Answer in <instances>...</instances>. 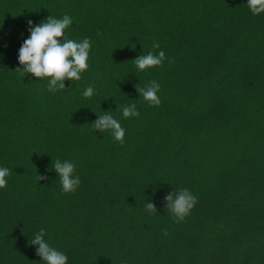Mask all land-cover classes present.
Here are the masks:
<instances>
[{
    "label": "trees",
    "instance_id": "1",
    "mask_svg": "<svg viewBox=\"0 0 264 264\" xmlns=\"http://www.w3.org/2000/svg\"><path fill=\"white\" fill-rule=\"evenodd\" d=\"M246 4L0 0V264H44L29 244L41 229L67 264H264V13ZM65 14V36L90 38L89 68L49 92L48 78L15 71L18 52L29 20ZM161 50L162 66L135 67ZM152 80L158 107L135 89ZM132 103L140 115L126 119L117 105ZM109 110L123 145L92 131ZM56 159L75 164L74 193ZM181 188L198 203L175 223L165 196Z\"/></svg>",
    "mask_w": 264,
    "mask_h": 264
},
{
    "label": "clouds",
    "instance_id": "2",
    "mask_svg": "<svg viewBox=\"0 0 264 264\" xmlns=\"http://www.w3.org/2000/svg\"><path fill=\"white\" fill-rule=\"evenodd\" d=\"M247 7L253 15L264 13V0H247ZM28 31L30 35L23 40L18 52L19 65L15 71L21 73L23 77L27 74L37 79L48 78L47 90L55 92L65 89V81H79L81 74L88 70L89 52L91 49L90 38H84L81 41L69 39L65 36V30L72 24V18L65 14L63 18L57 19L52 15L48 16L38 24L33 26V22L29 20ZM100 35V33H97ZM160 47L158 42L152 44L153 49ZM166 59L163 50L158 54L148 52L139 55L132 60L135 67L144 71L148 68L162 66V62ZM97 78H100L99 75ZM139 96L143 98L149 106H160L161 99L158 96L160 85L157 81L152 80L144 87L139 84L135 85ZM95 94L94 87L90 84L83 92L85 98H90ZM117 110L122 111L124 118L138 117L140 115L135 103L123 106L117 105ZM92 131L99 130L111 131L115 141L121 145L124 144L125 129L120 122L115 119L110 110L99 115L98 119L92 124ZM51 168L55 170L59 176L62 192L74 193L79 187L81 181L79 176H74L75 164L72 161H61L56 159L52 162ZM10 170L7 167H0V189L7 186V177ZM46 176H37V180H45ZM165 211L170 212L175 223L185 221L191 210L198 203V198L187 188L174 190L165 196ZM146 210L156 215L154 203H145ZM164 235L168 233L165 230ZM45 230L41 229L29 240L30 245L37 246L36 255L42 258L44 264H67L68 257L65 253L50 246L44 239Z\"/></svg>",
    "mask_w": 264,
    "mask_h": 264
}]
</instances>
